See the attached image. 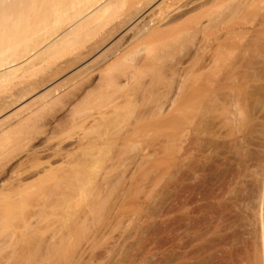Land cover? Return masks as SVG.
<instances>
[{"label": "rangeland", "instance_id": "1", "mask_svg": "<svg viewBox=\"0 0 264 264\" xmlns=\"http://www.w3.org/2000/svg\"><path fill=\"white\" fill-rule=\"evenodd\" d=\"M135 1L44 61L36 55L58 39L54 30L35 53L20 48L23 67L0 78V264H257L264 256V0H168L121 38L129 46L116 41L122 58L66 91L33 97L35 77L51 75L55 59L97 39L113 16H129ZM211 14L221 18L211 24ZM181 31L172 41L168 33ZM249 39L251 53L234 60L228 45ZM164 41L154 62L147 44Z\"/></svg>", "mask_w": 264, "mask_h": 264}, {"label": "bare ground", "instance_id": "2", "mask_svg": "<svg viewBox=\"0 0 264 264\" xmlns=\"http://www.w3.org/2000/svg\"><path fill=\"white\" fill-rule=\"evenodd\" d=\"M131 1H133V0H131ZM123 2H125V0H0V78H2L3 76L4 77L7 76L8 73H9L8 75L11 74L10 76L13 77V76L17 75V74H13V72L15 73V72H17V70H19L21 67H23V66H21L20 68H19V66L17 67V65H18L17 63L21 60L20 55H22V54H19V52L22 51L20 48L24 47L23 50H25V48H27L25 51H22V52H26L27 50L32 52V50H33L35 53V51H36L35 48H38L37 46L39 45L38 42L39 43H40V41H41V43L44 41H45V43H46V41L49 42L50 39H52L50 35L57 32L58 34L55 33L54 35L57 34L56 36L58 39H56V41L51 40L53 42L50 45H48L45 48V50H43L42 52H40L36 55L37 59H41L42 61H44L47 58V56L51 53L54 46L66 41V40H69L70 37H72L74 35L76 36L80 30L86 28L93 21L100 19L107 12L111 11L110 9H113L114 7L116 9L117 8L116 5L118 3L121 4ZM168 2H169L168 0H136L135 5H133L134 7L132 9V13H130L129 16H127V17L126 16H124V17L123 16H121V17L113 16L111 18V20H109L104 25V27L101 31V34L97 39H95L94 41L89 42L85 45H82L77 50L67 54L68 55L67 57L65 55V56H61V57H58L57 59H55L54 63L56 65L55 64L52 65V63H53L52 62L51 65L54 68L49 67L47 74H49V71L52 69H53L52 70L53 72L54 71H56V72H54V73L52 72L51 75L49 74L50 76L47 75V78L45 77V79H43L44 77L41 78L42 76L40 78L38 77L39 78L38 81L36 80L37 77H35V82L34 81L33 82L34 83L37 82V86L35 85V88H33V90H34V92L32 94L33 97L38 98L41 94H43L45 92H48V93L50 92L51 94L53 93L52 94V96H53L54 94H56L58 92L66 91V90H68V88H70L72 86L73 82L76 79L81 78L82 76H84L85 74H87L89 72H93L94 74H96L95 72H97V70H100L99 69L100 67H103L104 65H105V67H108L109 65H107V64H109L110 62L112 63L114 61V59L117 58L116 60H118L119 57H117V56H120L121 52L119 53L117 49L119 47V44L122 45V43H118L116 41H119L118 39L121 40L120 42L124 41V40H122V39H124L122 37H125V36L127 38H130V36L128 37V34L130 35L131 32L134 30V28H137L136 25L138 26V23H142V22L144 23V21H146V18L148 16H150V14L152 15L153 11H155L156 8H158L157 10L159 11V10H162L163 7H167V6L169 7V5L166 6V4ZM159 12L161 13V11H159ZM220 18H221L220 16H214L211 14V16H209L206 19H207V22L211 21V24H212V23L217 22ZM200 24H201V22H200ZM139 25H141V24H139ZM260 27H261V25H260V23H258L257 28H260ZM138 29H140V28H138ZM53 30H54V32H53ZM135 31H136V33H139V31L137 32V29ZM51 32H53V33L51 34ZM47 33H49V36ZM168 34H170V36H171L170 38L172 41H174V40L176 41V40H179V38L181 36H183V34H185V32L181 31V32H177V33H168ZM260 34H262V33L260 32ZM260 34H258V35L261 36ZM54 35H52V37ZM162 35H164V34H162ZM47 37L48 38L50 37V39H48ZM132 37L133 38L135 37L134 34ZM172 37L174 38V40L172 39ZM165 38H167V36ZM165 38L163 37V40H166ZM170 38L168 37L166 41H169ZM42 40H44V41H42ZM126 41H128L127 42V44H128L129 40L127 39ZM126 41H124V42L126 43ZM132 41L133 40H131L130 43ZM166 41H164L165 44H167ZM172 41L170 43H168L169 47L172 46V44H173ZM238 41L232 42L231 45L229 44L227 49H229L230 52L235 54V59L234 58L233 59L239 60V62H240V61H243L244 58L246 57V55L248 53L247 51L250 52L249 48H250L251 42H250V39L248 42H244V43H242L241 41H239V42ZM115 43H118V47ZM125 43L123 45H126ZM161 43H163V42H161ZM150 44H147L149 46V50H148V47L146 49L147 52H151L150 57H152L154 52L157 53V51H158L160 54H162L165 49L169 48L168 44L166 45L167 48L161 47V46H159L157 48L158 44H155V43L151 44V47H150ZM121 45H120V47L124 48ZM154 45H156V48L155 49L153 48L154 51L152 50L153 51L152 52L151 49ZM29 46H30V49L28 48ZM112 46H114V48L116 47L117 49L115 48L116 49L115 50ZM128 46H129V44H128ZM128 46H126V47H128ZM161 48H163V49H161ZM124 49H126V48H124ZM156 49H158V50H156ZM159 49L162 52H160ZM29 51H27V52L29 53ZM254 51H256V50H254ZM155 53H154V58H153L154 60L153 61L154 62L160 61L161 58L156 60L157 56H158V58L160 57V54L157 53V55H156ZM147 54H149V53H147ZM227 54L231 55L228 52H227ZM155 55H156V57H155ZM147 56H149V55H147ZM25 57H27V56H25ZM36 58H34V60ZM216 58L217 59L215 61L217 62V60H218L217 55H216ZM116 60H115V62H116ZM115 62H114V64H115ZM230 65H231V63H230ZM55 66H57V68ZM10 68H11V70H10ZM2 69L4 71H2ZM5 69L6 70L9 69V72H7V71L5 72ZM57 69H58V71H57ZM8 77L9 76L6 77L7 80H8ZM214 77H215V75H213L212 78H214ZM6 78H4L2 80H5ZM231 82H233V81H231ZM229 85H230V83H229ZM230 86H232V87L231 88L229 87V90L230 89L234 90L235 88H237V89L241 88L240 87L241 85H235L234 83H232V85H230ZM33 87H34V85H33ZM205 88L207 89V87H205ZM211 91H213V90L211 89ZM231 93H233V92H231ZM232 99L233 98L231 97L230 100H232ZM231 102L232 101H230V103ZM233 106H234V104H233ZM236 106L237 105H235V107ZM237 108H238V106H237ZM231 111L235 112V114H238L237 113L238 111H236V108L234 109V107ZM231 114H232V112H231ZM6 117H7V115L4 118H6ZM233 117H235V116H233ZM236 118L237 117H235L234 119H236ZM259 202L260 201L258 198V201H256V203H257L256 208H258L259 216L261 217L262 211H260L261 208H260ZM261 202H262V200H261ZM258 222L260 223L261 221H258ZM262 223L263 222H261V224ZM263 230H264V227H263ZM263 257H264L263 255H262V258L257 257L256 263L257 264H264V258Z\"/></svg>", "mask_w": 264, "mask_h": 264}]
</instances>
